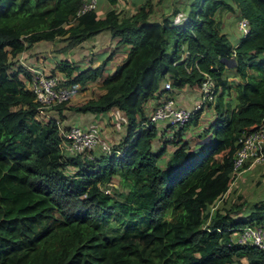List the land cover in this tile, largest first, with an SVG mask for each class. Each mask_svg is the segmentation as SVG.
I'll return each mask as SVG.
<instances>
[{
	"label": "trees",
	"instance_id": "obj_1",
	"mask_svg": "<svg viewBox=\"0 0 264 264\" xmlns=\"http://www.w3.org/2000/svg\"><path fill=\"white\" fill-rule=\"evenodd\" d=\"M80 3L0 0V264H264V249L230 244L238 228L264 222V201L235 202L230 191L239 139L264 120V0H192L182 21L174 20L179 8L151 19L152 0L103 17L98 9L77 16ZM225 12L235 14L234 23L249 21L236 46L221 30ZM103 31L128 47L112 73L105 66L114 51L96 67L64 59L57 69L62 85L102 79L101 95L67 108H117L125 133L110 152L97 148L92 158L63 161L60 120L39 113L26 85L31 74L15 58L41 41L58 37L68 50ZM183 49L197 61L190 71L180 61ZM229 60L239 82L225 75ZM204 73L218 95L208 105L214 121L198 136L211 140L191 146L182 139L198 125V110L155 150L159 129L145 124V105L163 97L166 80L172 90L198 88ZM68 103L53 109L62 113ZM168 144L175 148L162 167Z\"/></svg>",
	"mask_w": 264,
	"mask_h": 264
},
{
	"label": "built area",
	"instance_id": "obj_2",
	"mask_svg": "<svg viewBox=\"0 0 264 264\" xmlns=\"http://www.w3.org/2000/svg\"><path fill=\"white\" fill-rule=\"evenodd\" d=\"M101 0H81L77 9V16L98 9ZM238 37L246 36L250 31L249 21L240 17L236 21ZM190 53L183 49L180 61L186 62L187 70L192 69V64L197 61L191 60ZM62 79L55 74H46L39 70L31 73V79L27 87L34 93L38 102V111L44 117H50L49 111L56 105L69 102L80 90L78 85H62ZM165 92L163 97L155 103L154 108L148 116L146 125L155 124L163 128L177 125L181 127L188 122L198 110L207 108L209 103H214L218 95L215 89V81L204 73V79L198 87V100L192 108L180 106L170 95L172 91L171 81L163 83ZM62 160L69 157L83 155L92 158V150L100 148L102 151L110 152L111 145L91 129H85L78 124H72L68 128L60 125ZM241 146L237 150L233 161V172L242 171L257 162L264 161V120L260 127L251 133L243 134L239 139ZM248 165V166H247ZM66 171L73 172L74 168L68 167ZM233 245H252L264 249V222L256 225L248 224L238 228L230 238Z\"/></svg>",
	"mask_w": 264,
	"mask_h": 264
},
{
	"label": "crops",
	"instance_id": "obj_3",
	"mask_svg": "<svg viewBox=\"0 0 264 264\" xmlns=\"http://www.w3.org/2000/svg\"><path fill=\"white\" fill-rule=\"evenodd\" d=\"M123 1H125V0H123ZM123 1L118 0L116 3L112 4V3H110L109 0H101L100 4L98 6V12L103 17L105 12L108 9L114 8V9H119V10L124 11V14L127 15V14L132 13L134 10H136V8L140 7L142 4H144L148 0H127L126 3ZM152 1L154 3V7H153L154 12H153L151 18H155V20H161L164 15L171 14L175 8H179L180 10L177 13V15L174 17V20L175 21H182L186 17V12H185L186 6L192 0H169V1L163 0L162 2H158V0H152ZM100 5H101V8L104 6L103 11L100 8ZM222 20L224 21L223 18H222ZM234 26L236 29L235 23H234ZM105 33H107V36L105 35ZM237 38H235V40H236L235 46L238 44L239 39H240L238 37V35H237ZM107 39H108L109 44H111V46H108V47L106 46V45H108V43H105L104 41ZM56 41L61 42V41H59V38L57 37L53 41H47L45 43V46H43L42 44L40 46H38V43H40V42L34 44L31 48L20 53L15 58V60L17 61V64L21 65L25 69H27L30 72V74L34 70H39V71L44 72L46 74H55L60 79L63 80L64 79L63 73H61L57 69V63H59L60 60L68 59V60H70L71 63L78 65L80 67V69L88 68V67H96L112 51L109 52L108 55H105L104 53L106 51L113 50V48H114L115 49L114 50V52H115L114 57L105 66V74H107V73H112L114 71L115 67L122 62V60L124 59V57L126 56L127 51H128L127 46L116 45L117 39H113L111 37V34L109 31H103L102 33L94 36L93 38L86 40V41L82 42L81 44H79V45H77L71 49H68V50L63 49L64 48L63 46L66 43L62 42L63 44L61 46H59V50H58V51H62V54H63V55H61L62 57L57 56L58 53L55 52L54 53V55L56 56L55 59L49 58V59H46V61H44V59H45L44 57H43V59H41L39 54L34 55L35 53L41 52L50 43H53ZM48 48H49V46H48ZM57 49L58 48H56V50ZM229 74L234 75L233 78H234L235 82L240 81V78L235 76L237 74H236V70L234 68L232 69V68L228 67L225 70V75L228 76ZM28 83H29V81H27V84ZM92 85H96V86L100 87L99 93H98L99 95H101L104 92V90L102 89V79H99L96 82L88 83L84 87H82L80 85H78V86L80 87V90H82L85 88H90V87H92ZM80 90H79V92H80ZM198 94H199L198 88H192V87H188V86H186L182 89H174L170 92V95L175 99L177 104H179L180 106H183V107H187V108H192L194 106V104L198 100ZM71 105H74V104L71 103ZM154 106H155V101L151 100V101L147 102L145 107H146V112L148 115L151 113ZM61 114H62V116H64V118L61 117ZM205 114H206V109H204V111L202 112V114L200 116L201 120ZM49 115L60 120L61 124H63V125H70V124L75 123V124H78L82 127L96 131L110 145H113L114 143L119 141L120 138L125 133L126 116H125V114H123L122 111H119V109H117V108H112L111 110H109L108 112L103 113V114L77 113V112H74L72 110H67V109H63L62 113H60L57 110H54L52 108L49 111ZM206 117H211L213 120L215 118V112L213 113V116L206 115ZM210 124H211V122L209 123V125ZM167 128L165 130V128H163V125H161V127H158L159 139L154 141L155 144L157 142H159V144L162 143V141L161 142L159 141L162 136L167 137L164 140H167L170 138L171 135H169V136L166 135V133L168 131ZM204 128H202V130H204ZM200 131L201 130H198V133L196 135H194L195 138L196 137L198 138V135H200ZM171 138H172V136H171ZM182 139L183 140H189V139H186L185 136H183ZM201 140H202V138L201 139L198 138L197 141L194 140L193 142H192V140L191 141L189 140L190 145H192L191 143H193L196 146L197 144L200 143ZM155 144H154V146H155ZM170 145L171 144H168V147ZM172 146L175 148V146L173 144H172ZM155 148H156V146H155ZM255 165L256 164H253L251 167L244 169L240 173L242 179H244V175L248 171H251L253 166L255 167ZM256 168L259 169L260 164H257ZM242 182L244 183L245 181H242Z\"/></svg>",
	"mask_w": 264,
	"mask_h": 264
},
{
	"label": "rangeland",
	"instance_id": "obj_4",
	"mask_svg": "<svg viewBox=\"0 0 264 264\" xmlns=\"http://www.w3.org/2000/svg\"><path fill=\"white\" fill-rule=\"evenodd\" d=\"M123 2L126 3L127 0H125ZM101 5H100V8H101ZM101 9L103 11L104 6ZM225 14H226L225 17H224V14H221V16H220V17L223 16V19H224V21H223V23L221 25V30L224 33H227L228 36H229V39H230L231 43L232 44H235L236 43L235 38H237V35H238V33H237L236 29H235V26H234V22H233V20L235 18V15L233 13H230V12H225ZM151 19H154L155 20V18H151ZM105 35L107 36V33H105ZM46 42L47 41H42V42L38 43V46H40L41 44L43 46H45V43ZM104 42L105 43H108V45H106L107 47L108 46H111V44H109V42H108V39L105 40ZM62 44H63L62 42H58V41L53 42V43H50L48 45L49 48L47 46V47L44 48L45 50L43 49L41 52L35 53L34 55L39 54V56H40L41 59H43V57L45 58L44 61H46V59H49V58L55 59L56 58V56L54 55L55 52L58 53L57 56H59V57L61 55H63L62 54V51H58L59 50V46H61ZM56 48H58V49L56 50ZM114 50L115 49L113 48V50L106 51L104 54L105 55H108L109 52L114 51ZM262 56H263V54H262ZM15 66L16 67L18 66L17 61H16ZM235 76H237V75H235ZM233 77H234V75L229 74L227 76V79L230 80V81H232V82H235ZM99 88H100L99 86L92 85V87H90V88H85V89L80 90V92L77 93L73 97V99L66 105L65 109L70 110L67 107L70 106L71 103H73V104H80V103H83L84 101H86V100H88L90 98L97 97L99 95L98 94L99 93ZM119 111H121V110H119ZM213 113H214L213 106L207 108L206 109V114L204 115V117L202 118V120L200 119L198 125H196V126L193 125V124L189 125V127L186 130L185 135H184L185 138L186 139H189L190 141L192 140V142L194 140L197 141V139L200 138V137L198 136V138L197 137L195 138L194 135H196L198 133V130H201L200 133H202V134H204L205 132H207L208 128L213 123L214 119L212 120L211 117H206V115L213 116ZM123 114H124V112H123ZM210 122H211V124L209 125ZM63 127L66 128L67 126L66 125H63ZM178 128L179 127L177 125H172V126L168 127L167 128L168 131H167L166 135L167 136H169V135L172 136L173 132H175V130L178 129ZM202 128H204V130H202ZM165 130H166V128H165ZM171 136H170V138H171ZM165 138H167V137L162 136L159 141L160 142L161 141L163 142ZM191 144H192L191 146H195V144H193V143H191ZM155 146H156L155 150L158 149V146H160L159 142H157L155 144ZM111 147H112V145H111ZM173 149H174V147L171 144L167 148V151L163 155V157L160 158L159 164L162 167L165 166L166 159L168 158V156L170 155V153L173 151ZM257 164H260V168L259 169L256 168ZM252 170L251 171H248L244 175V179H242V177L240 175L241 171L235 172L234 181L231 184V189H230V191H232L231 198H232V200H235V202H241L242 200H247L249 205L255 206L257 203L264 201V161L263 162H257L256 165H255V167L253 166ZM242 181H245L244 182L245 184ZM114 184L117 185L116 182H114ZM239 195L242 196V199L239 198Z\"/></svg>",
	"mask_w": 264,
	"mask_h": 264
},
{
	"label": "water",
	"instance_id": "obj_5",
	"mask_svg": "<svg viewBox=\"0 0 264 264\" xmlns=\"http://www.w3.org/2000/svg\"><path fill=\"white\" fill-rule=\"evenodd\" d=\"M225 62L227 63L226 64L227 67H234L236 65L235 61L233 60H229ZM210 140H211V135H208L200 141V144L208 143Z\"/></svg>",
	"mask_w": 264,
	"mask_h": 264
},
{
	"label": "clouds",
	"instance_id": "obj_6",
	"mask_svg": "<svg viewBox=\"0 0 264 264\" xmlns=\"http://www.w3.org/2000/svg\"><path fill=\"white\" fill-rule=\"evenodd\" d=\"M230 68H232V67H230ZM29 81H30V80H29ZM26 85H27V84H26ZM72 99H73V98H72ZM72 99H71V100H72ZM71 100H70V101H71ZM209 104H210V103H209ZM209 104H208V105H209ZM210 107H211V106H210ZM207 108H209V106H207ZM207 108H205V109H207ZM203 111H204V109H203ZM203 111H202V112H203ZM201 114H202V113H201ZM59 123H60V125H62L61 122H59ZM74 124H75V123H74ZM70 125H72V124H70ZM70 125H66V126H67L66 128H68ZM62 126H63V125H62ZM209 135H210V134H209ZM207 136H208V135H207ZM204 138H205V137H204ZM202 139H203V138H202ZM199 144H200V143H199ZM245 169H246V168H245ZM242 171H243V170H242ZM242 171H241V172H242Z\"/></svg>",
	"mask_w": 264,
	"mask_h": 264
}]
</instances>
